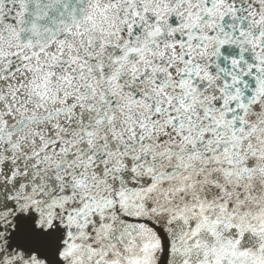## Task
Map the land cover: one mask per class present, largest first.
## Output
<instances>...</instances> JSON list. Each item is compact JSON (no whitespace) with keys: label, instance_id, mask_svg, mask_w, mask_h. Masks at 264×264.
Returning a JSON list of instances; mask_svg holds the SVG:
<instances>
[{"label":"snow or ice","instance_id":"6c2138e0","mask_svg":"<svg viewBox=\"0 0 264 264\" xmlns=\"http://www.w3.org/2000/svg\"><path fill=\"white\" fill-rule=\"evenodd\" d=\"M0 264H264V0H0Z\"/></svg>","mask_w":264,"mask_h":264}]
</instances>
